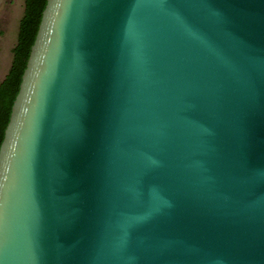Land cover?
Returning a JSON list of instances; mask_svg holds the SVG:
<instances>
[{
    "label": "water",
    "instance_id": "95a60500",
    "mask_svg": "<svg viewBox=\"0 0 264 264\" xmlns=\"http://www.w3.org/2000/svg\"><path fill=\"white\" fill-rule=\"evenodd\" d=\"M0 264H264V0H47Z\"/></svg>",
    "mask_w": 264,
    "mask_h": 264
},
{
    "label": "trees",
    "instance_id": "16d2710c",
    "mask_svg": "<svg viewBox=\"0 0 264 264\" xmlns=\"http://www.w3.org/2000/svg\"><path fill=\"white\" fill-rule=\"evenodd\" d=\"M46 4L47 0H25V9L19 23L17 42L12 49V63L7 75L0 83V147Z\"/></svg>",
    "mask_w": 264,
    "mask_h": 264
},
{
    "label": "rangeland",
    "instance_id": "374dc122",
    "mask_svg": "<svg viewBox=\"0 0 264 264\" xmlns=\"http://www.w3.org/2000/svg\"><path fill=\"white\" fill-rule=\"evenodd\" d=\"M25 0H0V83L11 66Z\"/></svg>",
    "mask_w": 264,
    "mask_h": 264
}]
</instances>
